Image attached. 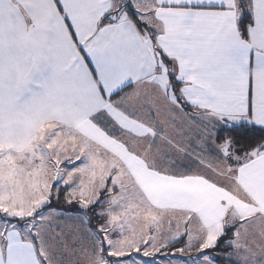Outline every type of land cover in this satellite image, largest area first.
<instances>
[{"label": "snow or ice", "instance_id": "snow-or-ice-1", "mask_svg": "<svg viewBox=\"0 0 264 264\" xmlns=\"http://www.w3.org/2000/svg\"><path fill=\"white\" fill-rule=\"evenodd\" d=\"M0 264H264V0H0Z\"/></svg>", "mask_w": 264, "mask_h": 264}, {"label": "trees", "instance_id": "trees-1", "mask_svg": "<svg viewBox=\"0 0 264 264\" xmlns=\"http://www.w3.org/2000/svg\"><path fill=\"white\" fill-rule=\"evenodd\" d=\"M54 207L57 208V209H68L70 212L74 211V206L73 205H66L65 203H61L60 205L54 204Z\"/></svg>", "mask_w": 264, "mask_h": 264}, {"label": "rangeland", "instance_id": "rangeland-1", "mask_svg": "<svg viewBox=\"0 0 264 264\" xmlns=\"http://www.w3.org/2000/svg\"><path fill=\"white\" fill-rule=\"evenodd\" d=\"M61 203H63V202H61ZM61 203H59V204H56V205H60ZM66 204V203H65ZM66 205H68V204H66ZM67 213L65 214V217H64V219L66 220L67 219Z\"/></svg>", "mask_w": 264, "mask_h": 264}, {"label": "crops", "instance_id": "crops-1", "mask_svg": "<svg viewBox=\"0 0 264 264\" xmlns=\"http://www.w3.org/2000/svg\"><path fill=\"white\" fill-rule=\"evenodd\" d=\"M182 259H187V257H184V258H182Z\"/></svg>", "mask_w": 264, "mask_h": 264}]
</instances>
